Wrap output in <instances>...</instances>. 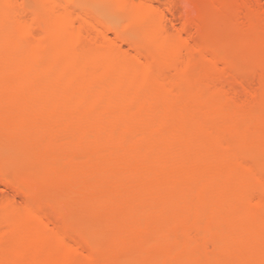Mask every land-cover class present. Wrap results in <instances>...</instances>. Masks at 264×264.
Wrapping results in <instances>:
<instances>
[{
	"label": "bare ground",
	"instance_id": "1",
	"mask_svg": "<svg viewBox=\"0 0 264 264\" xmlns=\"http://www.w3.org/2000/svg\"><path fill=\"white\" fill-rule=\"evenodd\" d=\"M1 185L0 264H264V0H0Z\"/></svg>",
	"mask_w": 264,
	"mask_h": 264
},
{
	"label": "rangeland",
	"instance_id": "2",
	"mask_svg": "<svg viewBox=\"0 0 264 264\" xmlns=\"http://www.w3.org/2000/svg\"><path fill=\"white\" fill-rule=\"evenodd\" d=\"M101 8V7H100ZM102 9V8H101ZM109 17H110V15H109ZM110 18H112V19H117L116 17L115 18H113V16H111ZM11 172V171H10ZM4 186V185H3ZM2 185L0 186V195H1V193L3 192V191H8L9 189H7V188H5V187H3ZM3 188V189H2ZM7 191H6V193H7ZM9 192H11V191H9ZM8 192V193H9ZM3 194V193H2Z\"/></svg>",
	"mask_w": 264,
	"mask_h": 264
}]
</instances>
